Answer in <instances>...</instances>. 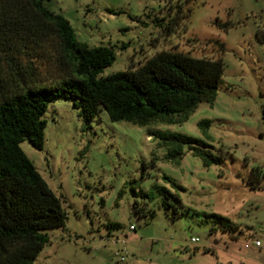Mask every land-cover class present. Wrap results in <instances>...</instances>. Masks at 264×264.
I'll return each mask as SVG.
<instances>
[{
    "label": "rangeland",
    "instance_id": "1",
    "mask_svg": "<svg viewBox=\"0 0 264 264\" xmlns=\"http://www.w3.org/2000/svg\"><path fill=\"white\" fill-rule=\"evenodd\" d=\"M45 4L69 20L79 41L112 47L115 60L102 76L137 68L162 50L220 57L223 73L213 103H200L182 124L115 122L102 108L88 129L70 101L49 105L43 148L27 141L21 148L61 198L66 222L47 230L49 242L33 264H264V41L255 35L264 30V0ZM35 63L41 77L57 75L52 65ZM202 119L210 120L207 129L198 126ZM151 129L203 140L222 160L204 167L187 147L179 161L166 160ZM251 170L259 174L256 188ZM164 174L184 189L166 183ZM154 184L178 202L165 208ZM175 207L183 213L176 218ZM207 213L236 229H222Z\"/></svg>",
    "mask_w": 264,
    "mask_h": 264
},
{
    "label": "trees",
    "instance_id": "2",
    "mask_svg": "<svg viewBox=\"0 0 264 264\" xmlns=\"http://www.w3.org/2000/svg\"><path fill=\"white\" fill-rule=\"evenodd\" d=\"M255 35L264 41V30L258 28ZM215 44L223 52V44ZM35 60L52 65L57 75L41 77ZM114 60L112 47H90L79 41L69 20L49 9L45 0H0V264H33L49 242L47 230L65 226L61 198L21 148L24 141L35 149L43 148L44 116L51 103L70 101L88 129L102 108L115 122L182 124L200 103H213L223 73L220 57L195 58L162 50L137 68L102 76ZM262 113L264 118V109ZM209 125L208 119L198 122L202 129ZM149 135L165 147L166 160L182 159L184 147L204 167L222 160L206 142L190 135L157 129L149 130ZM258 175L251 170V188L259 185ZM162 178L172 187L184 189L169 176ZM153 187L165 208L172 207L170 200L178 202L166 186ZM134 210L142 212L137 206ZM179 214L183 213L175 207L174 218ZM204 217L224 230L236 229L222 215L207 213Z\"/></svg>",
    "mask_w": 264,
    "mask_h": 264
},
{
    "label": "built area",
    "instance_id": "3",
    "mask_svg": "<svg viewBox=\"0 0 264 264\" xmlns=\"http://www.w3.org/2000/svg\"><path fill=\"white\" fill-rule=\"evenodd\" d=\"M194 241L196 240V239H193ZM124 258L123 257H121V260H123Z\"/></svg>",
    "mask_w": 264,
    "mask_h": 264
}]
</instances>
